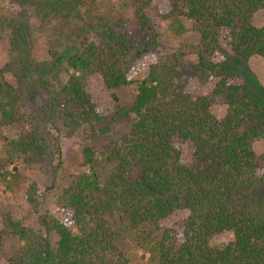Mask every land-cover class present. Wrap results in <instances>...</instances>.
I'll list each match as a JSON object with an SVG mask.
<instances>
[{
  "label": "trees",
  "instance_id": "1",
  "mask_svg": "<svg viewBox=\"0 0 264 264\" xmlns=\"http://www.w3.org/2000/svg\"><path fill=\"white\" fill-rule=\"evenodd\" d=\"M7 1L31 10L43 25L81 20L86 6L85 0ZM133 1L134 37L108 29L98 44L53 50L47 59L30 62L28 75L45 93L46 123L56 135L22 121L21 87L0 85V127L20 126L2 142L0 181L6 187L12 183L6 165L15 158L59 168L61 133L70 137L81 131L91 144L82 153L87 171L75 175L57 198L63 220L37 211L33 186L24 198L37 215L38 229L9 215L2 218L0 248L4 237L13 243L7 263L111 264L116 256L115 264H123L124 236H134L152 264H264V154L253 149L264 138V89L256 93L240 70L253 57L264 63V24H253L264 0H166L156 5L154 18L145 12L152 0ZM158 21L181 48L186 22L194 27L196 75L214 78L209 95L185 91L182 53H160L164 35L156 31ZM5 29L8 62L0 77H18L27 46L17 20L0 14V37ZM222 41L232 55L216 61L224 53ZM134 67L139 77L130 79ZM93 73L110 91L134 86L132 104L121 106L112 94V106L97 105L86 90ZM218 99L226 106L220 119L211 113ZM118 122L128 131L102 143ZM183 145L191 147L186 162ZM180 210L186 218L179 225L156 233L160 220ZM217 236L228 240L216 243Z\"/></svg>",
  "mask_w": 264,
  "mask_h": 264
},
{
  "label": "rangeland",
  "instance_id": "2",
  "mask_svg": "<svg viewBox=\"0 0 264 264\" xmlns=\"http://www.w3.org/2000/svg\"><path fill=\"white\" fill-rule=\"evenodd\" d=\"M86 6L82 9V19H71L67 22L53 21L49 25L41 24L34 16L31 10H23L7 0L0 2V14H6L15 18L21 28V35L27 46V57L25 64L18 72V77L12 73H4L0 77V85L7 83L13 88L21 87L23 92L21 114L25 124L31 123L37 125L43 133L56 135L48 127L47 111L44 105L45 93L36 90L31 83L28 75V66L30 62L38 61L41 58L47 59L48 53L53 50L61 51L70 48L73 45L98 44L105 39L106 31L109 29L118 36L134 37L137 25L134 16L133 0H85ZM166 0H152L149 7L145 9L150 18L155 17V7L158 3ZM86 11L88 13H86ZM253 24L261 27L264 24V9L258 11L253 16ZM187 33L183 41L185 48H181L180 41L166 34V25L158 21L156 31L162 35L160 40V53L176 54L180 56V81L185 83V91L192 97L206 96L212 92L214 78H202L196 75V57L191 47L196 45L198 35L190 22H186ZM8 39L9 31L4 30L0 37V70L8 62ZM221 48L223 54L216 56V61L224 59L225 55H232L229 46L222 41ZM245 76L248 85L256 93L260 94L264 89V63L259 57L251 58L245 68L240 69ZM130 79L139 77L137 67L129 71ZM66 77H63L65 80ZM86 90L91 95L97 105L112 106L111 95L114 94L121 106L132 104L135 96L134 86L124 87L122 89L110 91L104 86L99 74L93 73L86 79ZM226 106L220 99L211 107V113L220 119L224 116ZM20 126L14 124L8 128L0 127V163L4 162V152L2 142L5 137H13L19 132ZM128 131V126L122 123H116L109 135L102 143L108 144L122 137ZM61 162L59 168H53L49 163L42 165L26 164L22 158H15L6 165L10 172L7 178L12 183L10 188L6 187L0 181V231L3 229L2 218L9 215L12 219L21 221L37 230V215L33 211L25 198V192L29 186L35 190V198L39 201L37 211L39 213L49 212L57 219L64 216L59 210L57 198L63 190L69 185L75 175L87 171L82 167V153L86 145H91L85 140L81 131L70 137L60 134ZM100 144H97L99 146ZM253 149L257 155L264 154V138L253 144ZM191 154L189 145L182 146V161L186 162ZM56 163V162H55ZM16 169V170H15ZM14 177V181H13ZM41 203V204H40ZM186 218V211L180 210L173 215L160 220L157 224L159 233L163 229L173 228L180 224ZM115 220L119 222L118 217ZM227 237L217 236L214 238L216 243H224ZM13 253V243L11 237H4L0 248V264H8L7 260ZM149 256L142 249L138 248L134 236L125 237L122 242V261L123 264H152L148 260ZM110 263H116V256L110 257Z\"/></svg>",
  "mask_w": 264,
  "mask_h": 264
}]
</instances>
